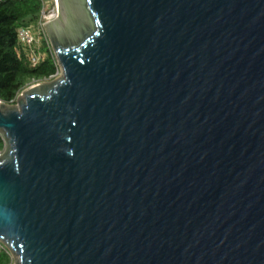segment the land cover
Returning a JSON list of instances; mask_svg holds the SVG:
<instances>
[{
  "label": "water",
  "instance_id": "95a60500",
  "mask_svg": "<svg viewBox=\"0 0 264 264\" xmlns=\"http://www.w3.org/2000/svg\"><path fill=\"white\" fill-rule=\"evenodd\" d=\"M57 2L0 102L13 264H264V0Z\"/></svg>",
  "mask_w": 264,
  "mask_h": 264
},
{
  "label": "trees",
  "instance_id": "16d2710c",
  "mask_svg": "<svg viewBox=\"0 0 264 264\" xmlns=\"http://www.w3.org/2000/svg\"><path fill=\"white\" fill-rule=\"evenodd\" d=\"M39 0L0 1V100L15 103L17 96L30 84L50 81L55 66L49 56L32 67L24 55H17L16 31L33 25L39 16ZM3 144L0 139V151ZM13 261L9 250L0 243V264Z\"/></svg>",
  "mask_w": 264,
  "mask_h": 264
},
{
  "label": "built area",
  "instance_id": "2783aa9c",
  "mask_svg": "<svg viewBox=\"0 0 264 264\" xmlns=\"http://www.w3.org/2000/svg\"><path fill=\"white\" fill-rule=\"evenodd\" d=\"M39 1L40 11L37 21L31 26L20 27L16 31V38L19 47L17 49V55L22 54L26 56L32 67L36 66L45 57L49 56L55 66V73L51 77V79H54L61 75V67L43 24L56 17L58 2L57 0Z\"/></svg>",
  "mask_w": 264,
  "mask_h": 264
},
{
  "label": "rangeland",
  "instance_id": "374dc122",
  "mask_svg": "<svg viewBox=\"0 0 264 264\" xmlns=\"http://www.w3.org/2000/svg\"><path fill=\"white\" fill-rule=\"evenodd\" d=\"M43 82H46V81H42V82H36V83H33V84H30L29 86H31V85H34V84H37V83H43ZM28 86V87H29ZM12 104H14V103H12ZM12 256V255H11ZM13 258V257H12ZM14 263V261H12V263L11 264H13Z\"/></svg>",
  "mask_w": 264,
  "mask_h": 264
}]
</instances>
